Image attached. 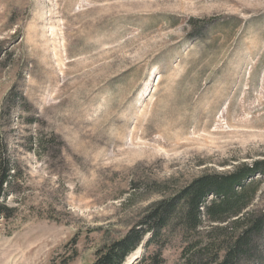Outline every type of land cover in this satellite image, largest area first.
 Instances as JSON below:
<instances>
[{"label": "rangeland", "instance_id": "1", "mask_svg": "<svg viewBox=\"0 0 264 264\" xmlns=\"http://www.w3.org/2000/svg\"><path fill=\"white\" fill-rule=\"evenodd\" d=\"M0 147V264H90L154 202L264 162V0H0Z\"/></svg>", "mask_w": 264, "mask_h": 264}, {"label": "trees", "instance_id": "2", "mask_svg": "<svg viewBox=\"0 0 264 264\" xmlns=\"http://www.w3.org/2000/svg\"><path fill=\"white\" fill-rule=\"evenodd\" d=\"M258 173H264V162L192 180L171 196L154 202L136 226L98 249L90 264H123L146 236L144 247L158 249L147 259L151 264H161L160 249L167 244L168 233L173 232L183 242L177 264H250L262 260L264 255L257 248L264 232V214L248 210L258 187L250 178ZM16 174L0 147V216L12 212L5 198ZM203 228H208L205 234Z\"/></svg>", "mask_w": 264, "mask_h": 264}, {"label": "bare ground", "instance_id": "3", "mask_svg": "<svg viewBox=\"0 0 264 264\" xmlns=\"http://www.w3.org/2000/svg\"><path fill=\"white\" fill-rule=\"evenodd\" d=\"M140 253V248L138 247L136 251L132 252L128 258L125 260L123 264H130L135 258H137L138 254Z\"/></svg>", "mask_w": 264, "mask_h": 264}, {"label": "water", "instance_id": "4", "mask_svg": "<svg viewBox=\"0 0 264 264\" xmlns=\"http://www.w3.org/2000/svg\"><path fill=\"white\" fill-rule=\"evenodd\" d=\"M140 248H142V246Z\"/></svg>", "mask_w": 264, "mask_h": 264}]
</instances>
